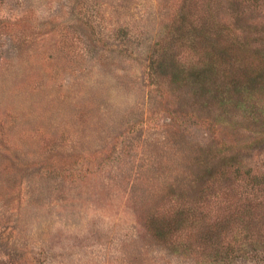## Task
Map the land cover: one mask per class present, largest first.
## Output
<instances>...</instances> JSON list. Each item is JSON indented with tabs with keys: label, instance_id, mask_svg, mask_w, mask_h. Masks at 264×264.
I'll return each instance as SVG.
<instances>
[{
	"label": "rangeland",
	"instance_id": "rangeland-1",
	"mask_svg": "<svg viewBox=\"0 0 264 264\" xmlns=\"http://www.w3.org/2000/svg\"><path fill=\"white\" fill-rule=\"evenodd\" d=\"M230 159L264 174V0L0 1V264H219L145 223L213 221Z\"/></svg>",
	"mask_w": 264,
	"mask_h": 264
},
{
	"label": "trees",
	"instance_id": "trees-1",
	"mask_svg": "<svg viewBox=\"0 0 264 264\" xmlns=\"http://www.w3.org/2000/svg\"><path fill=\"white\" fill-rule=\"evenodd\" d=\"M2 1V0H0ZM258 0H254L257 2ZM220 32V31H219ZM223 38H226L221 31ZM202 41L207 43L206 54H212V57L219 58L227 57L231 51L229 49H219V54L213 53L210 47L218 49V44H213L211 35L206 32L203 33ZM159 56V55H158ZM157 71H167V66L164 63V57H159ZM162 63V64H161ZM211 66L213 63L211 62ZM211 66L209 70L214 68ZM261 73V72H260ZM257 75V77H261ZM177 77V76H176ZM250 78V75L248 79ZM218 147L221 149L225 144L218 142ZM197 165L199 168L208 164L206 159L198 157ZM235 159L228 160L227 164L233 168V174L228 170H217L218 185V201H217V216L213 221L209 216L201 220L197 216H192L184 207L178 209L173 208V213L161 214L159 211L154 212L145 223V230L151 238L161 246L172 248L174 251L178 248L184 254H194V251H206L209 255L211 263H227L231 255L234 256L236 247L234 242L245 237L246 240L257 238L259 234H264V174L258 173L255 168L247 167V170L242 169L241 164L235 163ZM238 161H236L237 163ZM244 168H246L244 166ZM212 169L205 171L206 180L210 175ZM219 173V174H218ZM248 187L251 190H256L261 194V199L257 202L249 201V195L244 196L242 192ZM200 224H205V230ZM189 231V233H188ZM234 234V241L230 239V235ZM240 234L241 236H238ZM183 240L180 243L179 239ZM201 249V250H200ZM202 251V252H203ZM197 257V256H196ZM198 258V257H197ZM222 258V261L220 259Z\"/></svg>",
	"mask_w": 264,
	"mask_h": 264
}]
</instances>
